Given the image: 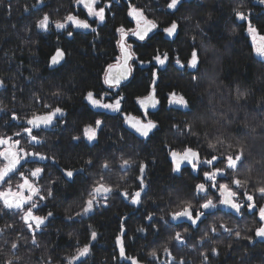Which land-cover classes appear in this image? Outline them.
Wrapping results in <instances>:
<instances>
[{"label":"trees","instance_id":"16d2710c","mask_svg":"<svg viewBox=\"0 0 264 264\" xmlns=\"http://www.w3.org/2000/svg\"><path fill=\"white\" fill-rule=\"evenodd\" d=\"M128 2L129 0H121L120 3H116V0H112L115 18L109 13L106 25H93L97 28L98 34L73 29V37L69 38L66 32L60 34L55 29L50 33H38L32 27L29 32L26 26H34L37 18L43 15L39 10L41 7L44 12L52 13L53 19L62 18L70 9L78 11V6L72 8L71 0H45L44 5L37 7H33L35 0H0V79L7 82L6 88H0V100L9 104V107L12 106V85L15 83L18 98L16 110L21 114L40 109L39 104L33 103L34 95L53 106H62L67 113L64 118L67 123L46 132L40 131L44 143L37 148L50 156H55L59 161L58 165H50L47 169V172L52 173L54 180L62 176L60 168H85L82 174L77 173L73 181L64 178L63 181L58 180L56 184L51 185L55 188V198L47 201L46 206L44 203L41 204L43 213L40 214H46L51 210L54 217L50 218L51 222L39 237L40 249H36L34 253H29L28 249L21 250V255L26 257L25 264H35L45 248L55 249V255L63 256L72 250L68 245H74L77 239L81 244L86 243L89 225L97 231L98 239L93 244L88 264H115L112 259L115 238L119 234L121 219L125 217L127 252L129 255L138 256L141 264L147 260V251L153 247L162 249L164 244L169 243L170 235H174L176 231H183V227H187L186 224L179 228L167 227L159 220L160 215L174 210L176 203L179 202L178 196L188 198L189 190L199 182L197 174L191 172L190 168L183 169L179 174H173L171 171L167 149L164 147L165 141L177 149L183 146L178 141L188 142L179 132L171 129L173 122L183 127L185 122H193L195 118V125L201 131V135L204 131L218 129L220 133L229 136V142L234 143L235 131H243V123L246 120L257 129L256 133H250L247 137L253 153V157L249 159L254 169L262 167L256 164L255 160L264 155V136L258 135L261 131L259 125L264 124V112L257 108L256 102L264 95V61L251 52V43L243 28L236 27L233 33L235 27L231 15L233 0H186L175 15L166 14L164 0H130L131 3L145 8L149 18L157 20L161 27L173 19L180 24L178 36L172 39L164 37L161 31L144 43L130 41L134 43V51L139 58L149 61L157 49L161 53L170 51L173 58L177 54L186 58L191 54L193 43L200 57L199 71L196 73L199 81L195 84L189 75L193 70L177 68L174 60L160 69L158 93L162 103L152 116L159 122L160 127L151 139L138 140L123 128L117 114L105 113L98 116L96 114L98 110L92 109L83 99L87 91L94 93L106 91L103 85V69L107 64L114 63L115 57L119 55L115 27L125 22ZM245 2V11L251 9L253 23L264 33V6L256 4L255 0ZM26 6L30 9L29 13L23 11ZM209 13L212 14L211 20H208ZM186 16L191 17V20L185 21L183 18ZM197 23L204 29L202 33L195 28ZM13 25L16 27L13 28ZM57 47L65 51V61L55 70H49L47 67L49 57L54 54ZM151 67V64L141 67L137 63L132 77L120 89L125 96L122 107L126 112L138 114L135 98L147 94L151 80L148 69ZM237 84L251 89L252 95L247 107L238 110V117L231 124H226L225 128H219L214 124V119L219 117L212 118L211 110L215 108L226 112L229 109L236 111L233 93ZM173 89L189 99L192 105L190 114H185L186 110L183 109L168 107L166 96ZM57 91L61 95L53 96L52 93ZM208 91L211 95H208ZM2 115L0 113V116ZM199 117H203L204 120L201 121ZM97 118L105 119L104 129L98 133L97 142L88 144L87 141H72L73 135H81L83 127L94 123ZM3 123V120H0V132L11 134L15 131V128L3 127ZM121 135L124 136L123 140L120 139ZM189 140L192 147H197L195 137ZM200 147L202 151H208L203 139ZM121 156L131 158L134 162L126 172L119 169ZM88 159L94 161V166L90 169L85 164ZM106 159L112 161V169L107 172L105 179L114 186L119 185L121 190L127 188L130 192L136 190L139 183L136 180L139 164L141 162L147 164L145 179L148 194L144 197V203L137 208L124 202L116 193L109 201L110 206L98 209L91 218L84 217L82 221L81 218H77L76 222L66 220L65 210L71 207L72 214L79 210L86 190L90 188L94 179H99V165ZM34 166L36 165L28 164L25 167ZM247 167L246 164L245 168ZM122 175L126 176L124 181L121 180ZM258 175L254 170L253 179L255 180ZM40 184L45 190L50 186L47 176ZM169 198L173 201L171 207L168 204ZM149 212L155 213V221L160 227L158 234L153 233L151 229L146 234L136 231L138 227L148 223L144 217ZM224 212L226 211L221 210L215 217H209L205 224L200 225L199 230L190 229L188 247L169 244L178 260L183 257L188 264H200L199 251L215 246L220 254L213 258V264H264V242L260 240H254L252 244L241 241L234 244L233 249H229L230 241L227 234H224L221 238L193 249L194 241L199 239L206 224L223 218L232 226L239 220L223 215ZM254 219L251 214L246 213L245 218L239 220L241 228L245 226L254 228ZM3 224L4 220H0V226ZM248 234L254 235V232ZM116 254L118 255V251ZM0 259H3V254H0ZM120 264L126 262L121 261Z\"/></svg>","mask_w":264,"mask_h":264},{"label":"snow or ice","instance_id":"6c2138e0","mask_svg":"<svg viewBox=\"0 0 264 264\" xmlns=\"http://www.w3.org/2000/svg\"><path fill=\"white\" fill-rule=\"evenodd\" d=\"M120 2L121 0H116V3ZM185 2L186 0H164L166 14L175 15ZM255 3L264 6V0H255ZM44 4L45 0H35L33 7ZM71 5L73 9L78 6L79 10L70 9L60 19H53L52 13L44 12L41 7L39 10L43 12V15L37 18L34 26H26L27 31L30 32L32 27L38 33H50L55 29L60 34L66 32L67 36L71 38L74 34L73 29L97 33V28L93 25H106L109 13L115 18V13L112 11V0H71ZM233 5L231 8L235 25L233 33H235L236 27L243 28L250 40L251 52L264 61V33L253 23L251 9L245 11V0H233ZM23 11L29 13L30 9L26 6ZM183 19L190 21L191 17L186 16ZM211 19L212 14L209 13L208 20ZM179 27V21L175 19L161 27L157 20L149 18L145 8L135 5L129 0L125 22L115 27V33L118 34L116 44L119 55L115 57L114 63L107 64L103 69V85L106 91L102 93L87 91L83 97L92 109L99 110L96 113L98 116L105 113L117 114L119 122L136 137L142 138L144 141L151 139L160 127L159 122L152 118L153 112L150 111L157 109L162 103L158 93L160 69L165 68L168 63L174 60L177 68L193 70L189 75L194 84L198 83L199 76L196 73L199 71L200 64L199 51L193 43L189 57L182 58L177 54L173 58L170 51L161 53L157 49L151 60L145 61L137 56L134 51V43L130 41L144 43L161 31L164 37L172 39L178 36ZM195 28L201 33L204 31L200 23H197ZM193 41H195V36H193ZM5 55L7 56V53ZM65 56V51L61 47H57L54 54L49 57L47 67L53 68L60 65ZM137 63L141 67L152 65L148 69L151 80L147 94L135 98L138 114H133L123 109L122 103L125 96L120 89L123 87V82L132 77ZM6 86L7 82L0 79V88H6ZM16 87V84L13 83L11 107L0 100V113L3 114L0 116V120L4 122L3 127L15 128L11 134L0 132V220H4L3 226H0V254H3L0 264H25L26 257L21 255V250L28 249L29 253H34L36 249H40L39 237L51 222L50 218L54 217V212L51 210H48L46 214H40L43 213L41 204L44 203L46 206L47 201L55 198V188L51 185L56 184L58 180L63 181L64 178L67 181H73L77 173L82 174L85 171V168H60L62 176L55 180L52 179V173L47 172V169L50 165H58L59 161L55 156L38 150L37 146H42L44 143L40 137V131L66 124L67 121L64 119L67 116L66 110L62 106H53L44 102L40 97L34 95L33 103L39 104L40 109H33L31 113L21 114L16 110L18 99ZM210 87L211 85H209ZM52 95L58 97L61 93L57 91ZM208 95H211L210 91H208ZM251 95V89L237 84L233 93L236 111L229 109L226 112L223 109L213 108L211 110L212 118L219 117V119H214V124L219 128H225L226 124H231L238 117V110L247 107ZM166 100L170 109H183L186 110L185 114H190L192 111L189 99L174 89L167 93ZM256 106L261 112H264V95L256 102ZM199 119L204 120L203 117H199ZM104 126L105 119L97 118L94 123L83 127L81 135H73L71 139L74 142L87 141L88 144H93L98 141V133L103 131ZM259 127L261 131L258 135L264 136V124ZM171 129L179 132L188 141L187 143L178 141L183 145L181 149H177L165 141L164 147L167 149L172 173H182V166L186 165L191 169V172L197 174L199 182L189 190L188 198L178 196L179 202L176 203L174 210H169L159 217V220L163 221L167 227L179 228L184 224H187V227H183V231H176L174 235H170L169 243L164 244L162 249L153 247L147 251V260L144 264H188L183 257L177 259L169 244L188 247L191 238L190 229L199 230L201 224H205L209 217H215L221 209L228 210L223 215L239 218V220L244 219L246 213L251 214L255 218L254 228L248 226L241 228L239 220L232 226L223 218L218 221L213 220L212 223L205 225L199 239L194 241L193 249L221 238L224 234H227L230 241L229 249H233V245L241 241H247L248 244H252L254 240L264 241V155L259 160H255V163L262 167L254 169L252 161L249 159L253 157V153L247 139L250 133L257 132L256 127L245 120L243 131L236 130L234 133V143L229 142V136L220 133L218 129L211 132L204 131L201 135V131L195 125V118L193 122H185L183 127L173 122ZM191 137L196 138L197 147L191 146V140H189ZM120 139L123 140L124 136L121 135ZM201 139L206 143L207 152L202 151L200 147ZM133 163L131 158L121 156L119 169L126 172ZM28 164L36 166L25 167ZM85 164L90 169L94 166V161L88 159ZM246 164L247 168H245ZM138 167L139 174L136 176V180L139 183L137 189L130 192L127 188L121 190L119 185L114 186L105 179L107 172L112 169V161L104 160L99 165V179H94L90 188L86 190L79 210L72 214L73 209L69 207L65 210V219L76 222L77 218H81V221L84 217L91 218V215L98 209L108 208L110 199L116 193L124 202L138 208L144 203V197L148 194V185L145 179L147 164L141 162ZM254 170L259 174L255 180L252 176ZM46 176L50 186L45 190L40 182ZM125 179L126 176L122 175L121 180ZM172 203L173 201L169 198L170 207ZM126 219L127 217L121 219L112 259L115 264H120L121 261L126 264H141V259L138 256L129 255L127 252L125 244ZM144 220L148 223L138 227L136 229L138 233L146 234L149 229L155 234L159 233L160 227L155 221L154 212H149ZM248 232H254V235H249ZM71 236L70 233V239ZM97 239V231L89 225L86 243L81 244L77 239L74 245H68V248L72 250L63 256L55 255V249L45 248L41 258L35 261V264H88L93 244ZM198 254L201 258L200 264H213V258L218 257L220 253L217 247L212 246L199 251Z\"/></svg>","mask_w":264,"mask_h":264},{"label":"water","instance_id":"95a60500","mask_svg":"<svg viewBox=\"0 0 264 264\" xmlns=\"http://www.w3.org/2000/svg\"><path fill=\"white\" fill-rule=\"evenodd\" d=\"M64 61H65V58H64V60L61 62L60 65H57V66H55V67H53V68H49V67H48V69H49V70H55L56 68H58L59 66H61V65L64 63ZM130 78H131V77H130ZM129 80H130V79H129ZM129 80H128V81H129ZM128 81L123 82V85H125ZM137 107H138V105H137ZM158 108H159V106H158ZM158 108L155 109V110H150V111H152L153 114H154V113L158 110ZM123 128H124L128 133H130L131 135H133L134 137H136L134 133H132L129 129L126 128V126L123 125ZM47 130H48V129H45L44 131H47ZM136 138H137L138 140L144 141V140H142V138H138V137H136ZM169 160H170V159H169ZM170 163H171V162H170ZM185 168H189V167L186 166V165H185V166H182V170L185 169ZM194 174H196V173H194ZM221 210L226 211V212L228 211L227 209H221ZM186 225H187V224H186ZM262 242H264V241H262Z\"/></svg>","mask_w":264,"mask_h":264},{"label":"flooded vegetation","instance_id":"af4514ba","mask_svg":"<svg viewBox=\"0 0 264 264\" xmlns=\"http://www.w3.org/2000/svg\"><path fill=\"white\" fill-rule=\"evenodd\" d=\"M99 111V110H98ZM50 129H52V128H50ZM50 129H48L47 131H49ZM41 131H44V130H41ZM46 132V131H45Z\"/></svg>","mask_w":264,"mask_h":264}]
</instances>
